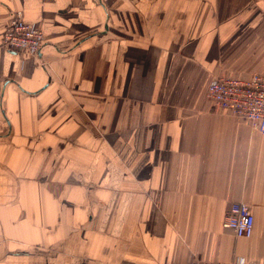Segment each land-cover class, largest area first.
Here are the masks:
<instances>
[{"label": "crops", "instance_id": "1", "mask_svg": "<svg viewBox=\"0 0 264 264\" xmlns=\"http://www.w3.org/2000/svg\"><path fill=\"white\" fill-rule=\"evenodd\" d=\"M254 74L264 0H0V264H264V135L206 96Z\"/></svg>", "mask_w": 264, "mask_h": 264}, {"label": "built area", "instance_id": "2", "mask_svg": "<svg viewBox=\"0 0 264 264\" xmlns=\"http://www.w3.org/2000/svg\"><path fill=\"white\" fill-rule=\"evenodd\" d=\"M44 44L43 31L25 21L22 12H14L2 38V49L15 56L27 54L37 59ZM206 96L216 110L248 122L254 130L264 135V75L254 74L247 79L216 78L208 86ZM223 227L231 230L236 237H249L253 229L249 207L241 202L232 204L224 218ZM187 264L260 263H247L242 258H235L229 263L192 259Z\"/></svg>", "mask_w": 264, "mask_h": 264}, {"label": "water", "instance_id": "3", "mask_svg": "<svg viewBox=\"0 0 264 264\" xmlns=\"http://www.w3.org/2000/svg\"><path fill=\"white\" fill-rule=\"evenodd\" d=\"M13 18V13L10 14V17L6 21H10Z\"/></svg>", "mask_w": 264, "mask_h": 264}]
</instances>
